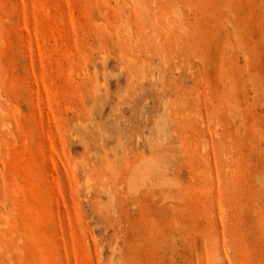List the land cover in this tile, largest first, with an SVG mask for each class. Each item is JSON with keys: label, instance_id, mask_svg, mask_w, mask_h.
<instances>
[{"label": "rangeland", "instance_id": "1", "mask_svg": "<svg viewBox=\"0 0 264 264\" xmlns=\"http://www.w3.org/2000/svg\"><path fill=\"white\" fill-rule=\"evenodd\" d=\"M0 264H264V0H0Z\"/></svg>", "mask_w": 264, "mask_h": 264}]
</instances>
